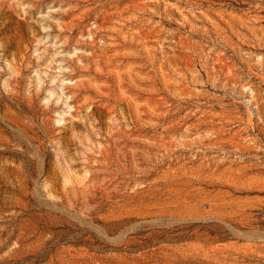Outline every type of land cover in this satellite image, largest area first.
<instances>
[{
    "label": "rangeland",
    "instance_id": "1",
    "mask_svg": "<svg viewBox=\"0 0 264 264\" xmlns=\"http://www.w3.org/2000/svg\"><path fill=\"white\" fill-rule=\"evenodd\" d=\"M0 264H264V0H0Z\"/></svg>",
    "mask_w": 264,
    "mask_h": 264
}]
</instances>
